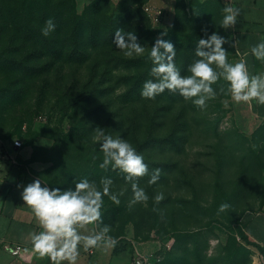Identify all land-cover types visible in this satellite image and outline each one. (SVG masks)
Returning <instances> with one entry per match:
<instances>
[{
	"label": "rangeland",
	"instance_id": "obj_1",
	"mask_svg": "<svg viewBox=\"0 0 264 264\" xmlns=\"http://www.w3.org/2000/svg\"><path fill=\"white\" fill-rule=\"evenodd\" d=\"M178 5L176 2L172 21L163 20L158 26L144 20L134 8L131 15L139 17L135 22L141 23V32L146 33L141 41L145 52L127 57L145 58L140 68L118 71L113 82L103 84L101 89L114 86L116 97L126 94L141 77L142 86L145 80L154 79L150 47L163 31H167L164 39L171 40L176 48L174 60L182 75L190 74L187 69L196 58L197 41L205 35L203 29L208 34L216 31L228 37L230 43L224 45L228 62L236 63L228 29H222L224 7L217 0H179ZM100 8L102 12H118L106 0ZM76 11L81 13V7L77 5ZM26 55L25 51L22 58ZM22 61L26 70L30 62L26 57ZM5 75H0V140L19 139L25 146L40 150L34 162L41 165L39 174L46 185L71 187L87 178L102 190L103 178H111L110 194H117L120 203L115 204L105 195L96 227L108 225L114 237L129 228L137 232L139 240L159 241L160 260L147 264H264L263 248L247 235L244 226L246 215L264 202V125L253 136L244 133L242 102L232 99L223 78L212 85L216 95L204 109L192 103L194 98L185 99L169 90L154 98L142 97V116L132 124L127 109L118 112L123 108L120 98L115 101L111 97L116 107L99 118L98 112L85 118L86 111L95 109L91 106L74 121L73 110L66 111L52 97L53 91L46 93L39 104L37 94H23L28 90V80L19 83L15 74ZM62 86L65 89L66 83ZM3 90L23 92L19 98L18 94L5 96ZM12 97L16 103L6 106ZM36 118L42 119L45 126L41 134L32 127ZM78 122L82 123L81 130L75 131ZM97 126L106 134H121L143 155L148 173L134 180L147 193L146 203L132 202V181L125 179V173L110 166L99 167L103 153L93 139ZM157 168L159 179L150 184ZM158 193H163L164 199L156 202ZM224 203L229 208L221 212Z\"/></svg>",
	"mask_w": 264,
	"mask_h": 264
},
{
	"label": "clouds",
	"instance_id": "obj_2",
	"mask_svg": "<svg viewBox=\"0 0 264 264\" xmlns=\"http://www.w3.org/2000/svg\"><path fill=\"white\" fill-rule=\"evenodd\" d=\"M222 29L235 27L240 15L239 8L231 6L223 9ZM56 28L54 21L49 18L42 34L47 36ZM197 41L195 59L188 66V75H182L175 64L176 48L171 40L164 39L167 31H163L150 47V59L153 67L151 75L154 79H147L143 83L141 96L154 98L165 90L178 92L185 99H192V103L201 109L206 108L207 101L216 95L212 85L220 78L228 82L232 99L237 102L250 103L255 100L264 105V73L250 74L247 61L241 59L236 63L228 62V51L224 45L229 44L228 37L213 31L207 33ZM116 47L126 49V55H141L145 47L133 33H124L117 29L113 35ZM232 43V42H231ZM231 45V44H230ZM256 59L264 60V40L259 41L250 49ZM215 65V68L213 67ZM219 69V71H217ZM94 141L99 142L103 153L100 168L119 169L125 173V179L132 181L133 203L144 202L149 199L144 188L134 180L148 173V165L142 154L138 153L121 134L113 136L106 134L104 128L97 126L94 129ZM160 169H154L149 183L158 181ZM103 188L99 189L94 181L81 178L71 187H50L37 178L22 188L20 197L28 205L40 225L39 231L30 235L32 249L41 256H50L57 264L66 261L67 264H76L81 246L85 249L94 247L114 248L118 240L111 236L110 227L103 225L99 230L93 228L89 234H83L79 229L85 225L97 224L101 219L103 197L119 204L117 194H110L112 180L105 177L102 180ZM164 199L163 193L155 195L154 200ZM229 208L227 203L221 204L219 211Z\"/></svg>",
	"mask_w": 264,
	"mask_h": 264
},
{
	"label": "trees",
	"instance_id": "obj_3",
	"mask_svg": "<svg viewBox=\"0 0 264 264\" xmlns=\"http://www.w3.org/2000/svg\"><path fill=\"white\" fill-rule=\"evenodd\" d=\"M102 1L93 0L78 13L76 0H0V41L3 42L0 47V75L13 73L19 83L28 80V90L14 93L3 90L2 94H18L20 98L22 92H33L37 94V103L40 104V99L53 91L52 97L57 98L55 100L66 111L73 110L70 113L74 121L87 107L94 106L95 109L86 111L85 118L96 112L99 118L116 107L115 102L111 101V97L115 96L114 86L101 89L103 84L110 85L114 74L120 70L140 68L145 57H127L123 53L125 49L115 46L113 35L117 29H121L124 33H133L141 43L146 33L141 32L143 25L135 22L139 17L131 13L137 8L139 15L142 14L147 22L149 20L141 9L143 0H124L119 6L106 0L111 8L118 10L115 13L102 12ZM176 2L178 5L179 0ZM49 18L56 28L45 36L41 30ZM25 51L26 60L30 62L26 70L22 61L25 60V57L22 58ZM141 82L142 77L126 94L114 97L115 101L120 98L119 104L123 106L117 108L118 112L127 109V117L132 124L142 116ZM63 83H66L65 89ZM59 93L61 95H56ZM13 98L6 100V106L16 103ZM34 120L33 130L41 134L45 126H36ZM81 124L76 123L74 130L80 131ZM15 141L22 146L21 140ZM39 153L40 150L33 149L30 162L36 161ZM134 234L136 238L139 237L137 232ZM123 250L124 247L115 246L113 255H119ZM261 253L264 255V248Z\"/></svg>",
	"mask_w": 264,
	"mask_h": 264
},
{
	"label": "crops",
	"instance_id": "obj_4",
	"mask_svg": "<svg viewBox=\"0 0 264 264\" xmlns=\"http://www.w3.org/2000/svg\"><path fill=\"white\" fill-rule=\"evenodd\" d=\"M91 1L93 0H76V4L82 10ZM123 1L110 0L115 6H119ZM217 1L224 8L231 6L240 9L235 27L228 28L236 62L245 59L250 74L264 73V60L256 59L250 51L253 45L264 40V0ZM143 3L161 9L164 12L162 22L172 21L176 0H143ZM242 106L245 116L241 120L242 130L246 135L253 136L256 130L264 125V105L252 100L250 103L242 102ZM14 141L0 140V153L4 155L0 160V264H57L50 256H41L32 249L29 234L39 231L40 225L30 207L22 201V188H18V185H26L37 178L46 183L39 174L41 165L30 162L33 148L25 146L22 141L21 147H15ZM38 141L39 139L36 144ZM262 205L257 211L246 215L244 226L247 235L264 248ZM93 228L99 230L95 224H89L81 227L79 231L89 234ZM115 238L118 240L116 246L124 247L119 255H113L114 248L111 247L85 249L81 246L76 264H131L136 251L145 256H152L161 247L157 240L137 239L134 230L129 228L124 229ZM12 244H21L24 247L18 257L11 256L7 250V246Z\"/></svg>",
	"mask_w": 264,
	"mask_h": 264
},
{
	"label": "built area",
	"instance_id": "obj_5",
	"mask_svg": "<svg viewBox=\"0 0 264 264\" xmlns=\"http://www.w3.org/2000/svg\"><path fill=\"white\" fill-rule=\"evenodd\" d=\"M141 9L152 25H154V26L161 25L162 19L164 16V12L161 9H159L157 7L150 6L149 4H144L141 7ZM34 123L36 126L44 125L42 119H40V118H36L34 120ZM13 145L15 147H20L21 144L18 141H14ZM2 158H4V155L2 153H0V160ZM262 209L264 211V202L262 205ZM23 249H24V247L21 244H12V245L7 246L8 252L13 257H18L22 253ZM151 260L159 261L160 260L159 254L156 253L152 256H145V255H142L140 252L136 251L135 257L132 260L131 264H147Z\"/></svg>",
	"mask_w": 264,
	"mask_h": 264
}]
</instances>
